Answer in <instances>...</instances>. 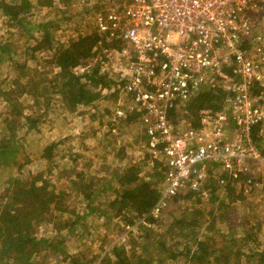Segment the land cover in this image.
<instances>
[{
  "label": "trees",
  "instance_id": "1",
  "mask_svg": "<svg viewBox=\"0 0 264 264\" xmlns=\"http://www.w3.org/2000/svg\"><path fill=\"white\" fill-rule=\"evenodd\" d=\"M62 1L77 9L73 0ZM51 2L35 0L32 4L30 0H0V18L4 26L16 29L20 37H25L26 45L20 52L11 40L15 32L0 35V61L11 63L14 57L22 54L24 60L33 59L43 53L45 67V73L39 75L35 67L26 72L25 63L13 62L18 68L17 77L0 89L6 109L0 118V174L7 171L2 181L0 176V264H47L42 261L43 255H39L41 252L53 253L65 264H143L140 255L129 258L122 245H111L101 255L89 257L79 246L69 252L75 242L71 238L74 227L85 226L90 215H104L103 218L110 220L112 213L117 215L128 209L134 219L153 220L148 212L158 198L156 188L162 169L160 161H150L151 154L147 150L134 161L130 162L131 156L124 159L128 146L118 147L114 155L119 166L102 160L103 153L97 147L93 149L96 162L93 163L89 155L84 156L89 151L87 140L95 136L96 124L108 122L102 119L113 110L94 102L109 97L120 105L126 103L121 89L123 81L114 77L109 67L104 69L99 60L104 58L101 49L116 47L118 42L105 40L92 26L76 39L59 41L58 31L62 26L66 30L64 11L58 10L56 13L60 14L48 19H35L32 14L41 5L55 10ZM88 11V8H81V12L71 11L70 14L76 18ZM80 68L83 70L78 71ZM52 69L56 71L51 76ZM118 95H122L119 100ZM225 96L219 88L203 87L181 105L184 116L196 125L198 111L201 108L221 109ZM139 117V111L127 112L117 123L130 127ZM57 118L64 123H79L80 128L56 141L40 143L44 137L42 126L50 127ZM262 126L264 123L253 126L251 136L255 144L262 147L264 156ZM29 131L38 133L37 139L27 138L25 135ZM105 133L114 132L107 128ZM131 143L138 149L145 146L143 142ZM62 153L67 155V160L60 155ZM78 162L91 166H84L86 171H82L74 166ZM36 163L42 167L40 171L29 176L21 174L22 169L28 171L30 165ZM259 176L257 180H263L264 191V172ZM243 183L240 179L237 184L219 186L215 177H208L204 184L205 197L192 192L173 196L164 208L172 216L166 225L167 233H155L142 227L145 238L152 245L148 246L156 249L154 262L148 260L147 264H172L178 258L181 264H264L262 209L254 210L255 218L251 221L247 216L242 219L227 211L230 202L248 193ZM109 188L113 195L107 203L109 211H98L91 205L92 200ZM218 196L226 202L218 200ZM191 198L194 203L189 201ZM202 199L212 203L207 215L203 207L194 206ZM219 221L225 223V229L220 227ZM46 224L51 236L47 228H43L46 230L43 234L36 231ZM237 228L241 229L238 233Z\"/></svg>",
  "mask_w": 264,
  "mask_h": 264
},
{
  "label": "built area",
  "instance_id": "2",
  "mask_svg": "<svg viewBox=\"0 0 264 264\" xmlns=\"http://www.w3.org/2000/svg\"><path fill=\"white\" fill-rule=\"evenodd\" d=\"M73 5L88 8L93 28L118 42L101 49L99 60L123 81L126 103H116L104 127L114 132L125 113L140 112L144 148L162 169L158 198L148 212L153 220L176 194L205 197L208 177L219 186L241 179L245 192L257 186L264 156L251 129L264 123V30L255 20L264 0H73ZM74 31L64 39L58 31V40L82 33ZM207 86L226 93L222 108H201L193 125L181 105ZM136 219L148 226L144 217Z\"/></svg>",
  "mask_w": 264,
  "mask_h": 264
},
{
  "label": "rangeland",
  "instance_id": "3",
  "mask_svg": "<svg viewBox=\"0 0 264 264\" xmlns=\"http://www.w3.org/2000/svg\"><path fill=\"white\" fill-rule=\"evenodd\" d=\"M51 4L55 8V10H52L48 8V6H37L36 9L33 11V17L35 19H42L41 17H44V19L52 18V16L60 13H56L58 10H63V15H66V19L64 20L63 24L66 25V30H64L63 26L60 28L62 33L60 34V37L63 39L67 36V34L70 32H87L89 31L90 27L92 25V19L90 13L88 15L87 12H82L81 16L79 17H73L70 12L71 11H78L81 12V7H77L75 10L74 6H68L64 5L62 0H51ZM32 4H35V0H30ZM71 9V10H70ZM73 9V10H72ZM261 14V13H260ZM263 17V18H261ZM256 28L260 31L264 30V8L262 10L261 16L256 17ZM4 21L2 18H0V35L6 36L10 33H13L11 36V40L13 41V46L19 50L22 51V48L24 49L26 45L24 44L25 37H20L17 30L14 28L7 29L4 26ZM73 28V29H72ZM59 30V31H60ZM29 45L31 42H29ZM20 52L17 51V54H20ZM43 53L37 54L33 59H27L24 60V55H20L17 57H14V61L17 63H25V71H29V69H33L34 67L37 69L35 72H39V75L42 73H45L44 71V60H43ZM13 62L7 63V61H0V89H4L6 87V82L9 84L12 78L17 77V71L18 68L16 65H14ZM33 65V66H32ZM21 68H19L20 70ZM56 70L52 69L49 74L52 76L54 75ZM37 78V77H35ZM34 78V79H35ZM1 91V90H0ZM104 93V92H103ZM122 95H118V100L120 99ZM28 101V99H25V103ZM116 102H119L113 98L108 99H99L96 100L94 103H97L98 105H105L109 108L113 109L116 105ZM3 102L0 98V118L2 115H4L6 109L3 107ZM108 116L103 117V121ZM50 127L42 126L43 127V138L41 139L42 144L47 143L48 140L55 139V141L61 137H65V135L68 134V132L75 133L80 128V124L76 122H68L64 123L61 118H57L56 120L52 121ZM48 124V123H47ZM97 128H95V136L92 138V136L87 140V147H89V151L87 153H84V156L89 155L91 160L96 162V157L93 155L94 150L93 149H99L100 153H103V156H101L102 160L113 164L112 166H119L116 165V161L114 159V155H116L117 150L119 148H124V146H128L125 149L124 152V159L132 157L131 161L136 160L140 155L145 152V148L141 147L138 149V147H135V145H131L132 141L138 142H145V136L142 133L138 121L134 122L130 127L125 126V123H120L118 125L117 123V129L114 131V133L106 134L105 130L107 128L103 125L96 124ZM95 125V126H96ZM41 126V125H40ZM125 126V127H124ZM46 127V128H45ZM45 128V129H44ZM120 128V129H119ZM261 128V134L264 137V126ZM116 132V133H115ZM27 138L30 139H37L39 136L38 133H35L33 131H29L25 135ZM39 140V139H38ZM62 146L60 145V148ZM119 147V148H118ZM259 147V146H258ZM262 148L261 146L259 149ZM27 150H31V147H27ZM261 151V149H260ZM63 155L64 160H67L66 154H60ZM93 155V156H92ZM66 162V161H65ZM74 166L82 171H86L85 167H90L91 165L87 166L85 164H82L78 162ZM14 169V167H11ZM10 168V170H11ZM27 168H24L21 170L22 175L29 176L33 174L36 171H40L42 167L36 163L32 164L29 167V170H26ZM9 170V169H8ZM7 174V171H4L0 174L2 176V179H4L5 175ZM51 174V173H49ZM64 176V175H63ZM99 177V176H98ZM261 177V176H259ZM261 178L258 180L257 186L254 188H251L248 193L245 194V196L242 198H239L235 201H232L229 203L227 207V211L229 214H234L238 218H242L244 216H247L250 218V221L255 218L253 217V212L256 208H261L262 213L264 214V191H263V184H262ZM59 187V186H57ZM71 193L68 194L70 196ZM113 195H111V189L106 190L102 192V194L96 195V198L92 200L91 205L95 207L98 211L105 212L106 210L109 211L107 208L108 201L112 198ZM220 196V195H219ZM218 196V200L226 202L225 198H220ZM200 203H195V207H203L205 210L204 215H207L208 208L211 207L212 203L208 201V199H202ZM191 203H194V199H189ZM186 205V204H185ZM189 206V205H188ZM97 214V211L95 212ZM132 212L128 209H124L121 213L114 215L113 213L111 216H109L110 220H106L103 218L104 215H88L89 218L87 220V224L85 226L81 227H74L73 232L71 234V238L75 240L73 243V247L70 248L69 252H72L76 249L77 246L80 247V250L86 253V256L89 257V255H98L106 250H109V247L111 245H122L127 253H129V258L134 259V255H140V258H143V264H147V261L154 262L155 256H156V249L151 247L150 240L145 238V230L142 229V227H147L148 229H151L155 233H161L165 234L167 233L166 225L169 222V220L172 218L169 211L162 210L161 214L159 215L158 219L156 220H150L148 221V226L142 224L140 219H134L132 217ZM132 218V219H131ZM130 220V221H129ZM132 221V222H131ZM57 223H60L59 220H57ZM51 225V223H49ZM220 227L225 229V223L220 222ZM40 227L37 229V233L43 234L44 231L47 230V233L52 235L51 229L49 226ZM60 225V224H59ZM125 225H128L127 230H125ZM43 228H47L44 230ZM65 230V228L63 229ZM240 228L236 229V232H240ZM105 236V237H104ZM145 244L147 247L144 249L142 248V245ZM150 244L151 246H148ZM133 252V253H132ZM39 255L42 256V261L47 264H65V262H60L59 258L56 257L53 253H47V252H41ZM160 264V263H155ZM172 264H181V258H178L176 261H174Z\"/></svg>",
  "mask_w": 264,
  "mask_h": 264
}]
</instances>
